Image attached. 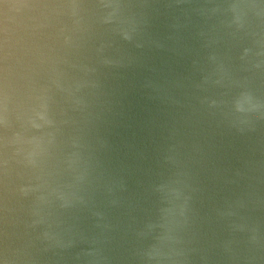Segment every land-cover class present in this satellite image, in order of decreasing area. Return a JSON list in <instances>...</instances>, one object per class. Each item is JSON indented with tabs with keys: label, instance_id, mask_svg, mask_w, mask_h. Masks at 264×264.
<instances>
[{
	"label": "clouds",
	"instance_id": "clouds-1",
	"mask_svg": "<svg viewBox=\"0 0 264 264\" xmlns=\"http://www.w3.org/2000/svg\"><path fill=\"white\" fill-rule=\"evenodd\" d=\"M0 264H264V0H0Z\"/></svg>",
	"mask_w": 264,
	"mask_h": 264
}]
</instances>
